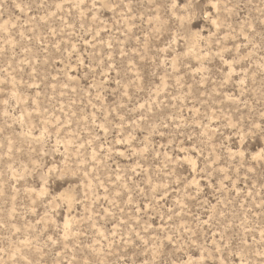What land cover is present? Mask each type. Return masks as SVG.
Returning <instances> with one entry per match:
<instances>
[{"label":"rangeland","instance_id":"374dc122","mask_svg":"<svg viewBox=\"0 0 264 264\" xmlns=\"http://www.w3.org/2000/svg\"><path fill=\"white\" fill-rule=\"evenodd\" d=\"M0 264H264V0H0Z\"/></svg>","mask_w":264,"mask_h":264}]
</instances>
